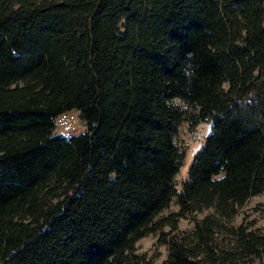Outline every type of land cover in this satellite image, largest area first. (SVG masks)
Returning <instances> with one entry per match:
<instances>
[{
  "label": "trees",
  "instance_id": "16d2710c",
  "mask_svg": "<svg viewBox=\"0 0 264 264\" xmlns=\"http://www.w3.org/2000/svg\"><path fill=\"white\" fill-rule=\"evenodd\" d=\"M175 99L209 125L179 188ZM263 188L264 0H0V264H152L164 226L161 264H264L227 224Z\"/></svg>",
  "mask_w": 264,
  "mask_h": 264
},
{
  "label": "rangeland",
  "instance_id": "374dc122",
  "mask_svg": "<svg viewBox=\"0 0 264 264\" xmlns=\"http://www.w3.org/2000/svg\"><path fill=\"white\" fill-rule=\"evenodd\" d=\"M172 104L183 111L184 117L183 120L180 121L177 127V133L173 138L175 145L178 148L183 149L184 152V158L178 171L173 177L176 188H179L180 182L185 177L187 166L195 149L201 145L204 136L209 132V125L198 122L193 117L192 109L183 102L175 99L172 101ZM74 116V124L76 126L77 134L83 130V125L77 118L76 113ZM176 211L177 207L174 204H170L169 207L163 210L158 217H166ZM209 213H211L210 210H205L191 216L178 218L176 222V230L178 232L190 231L193 228L194 220L200 219ZM227 224L229 226H237L241 224L248 226L251 229L264 230V188L260 194L249 198L246 203L237 210L236 215ZM169 231V227L164 226L160 230L146 234L135 243L134 246L136 253H144L145 257L152 261V264H161L166 258V247L158 245L157 238L160 233L166 237Z\"/></svg>",
  "mask_w": 264,
  "mask_h": 264
},
{
  "label": "built area",
  "instance_id": "2783aa9c",
  "mask_svg": "<svg viewBox=\"0 0 264 264\" xmlns=\"http://www.w3.org/2000/svg\"><path fill=\"white\" fill-rule=\"evenodd\" d=\"M72 112H64L56 116L55 128L59 135L68 137L76 133L75 118Z\"/></svg>",
  "mask_w": 264,
  "mask_h": 264
},
{
  "label": "water",
  "instance_id": "95a60500",
  "mask_svg": "<svg viewBox=\"0 0 264 264\" xmlns=\"http://www.w3.org/2000/svg\"><path fill=\"white\" fill-rule=\"evenodd\" d=\"M198 148H199V147H198ZM198 148H196L195 151H196ZM195 151H194V152H195Z\"/></svg>",
  "mask_w": 264,
  "mask_h": 264
}]
</instances>
